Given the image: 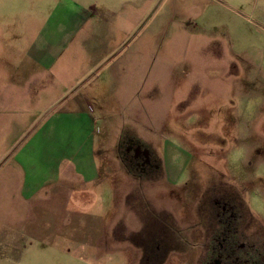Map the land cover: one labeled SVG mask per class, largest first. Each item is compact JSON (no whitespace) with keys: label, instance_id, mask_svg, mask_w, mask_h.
<instances>
[{"label":"rangeland","instance_id":"1","mask_svg":"<svg viewBox=\"0 0 264 264\" xmlns=\"http://www.w3.org/2000/svg\"><path fill=\"white\" fill-rule=\"evenodd\" d=\"M263 3L0 0V264H205L228 190L264 251Z\"/></svg>","mask_w":264,"mask_h":264},{"label":"flooded vegetation","instance_id":"2","mask_svg":"<svg viewBox=\"0 0 264 264\" xmlns=\"http://www.w3.org/2000/svg\"><path fill=\"white\" fill-rule=\"evenodd\" d=\"M140 155L138 153V160ZM142 161L144 162V159ZM138 162L141 163V161ZM206 200L204 194L202 206H206L207 209L200 211L201 217L210 215L209 227L206 226L207 229H204L206 232L203 234L201 244L202 252L205 254V264H264V251L259 249L255 242L249 243L242 240L245 235L249 236L251 233L239 227L243 218L240 209L245 210V208L237 194L228 190L213 196L210 201ZM155 242L149 257H160L163 253V251H157L160 246L162 248V241Z\"/></svg>","mask_w":264,"mask_h":264},{"label":"crops","instance_id":"3","mask_svg":"<svg viewBox=\"0 0 264 264\" xmlns=\"http://www.w3.org/2000/svg\"><path fill=\"white\" fill-rule=\"evenodd\" d=\"M262 9H263V12H264V3H263V5H262ZM263 17H264V14H263Z\"/></svg>","mask_w":264,"mask_h":264}]
</instances>
